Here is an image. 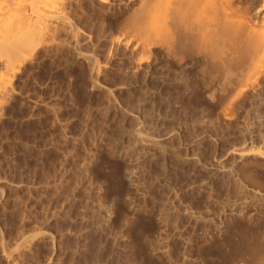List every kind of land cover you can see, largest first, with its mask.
<instances>
[{"label":"rangeland","instance_id":"obj_1","mask_svg":"<svg viewBox=\"0 0 264 264\" xmlns=\"http://www.w3.org/2000/svg\"><path fill=\"white\" fill-rule=\"evenodd\" d=\"M69 3L40 12L0 121V264L18 250L13 264H246L264 234V159L251 156L264 98L190 97L134 48L133 0ZM138 127L156 144L132 150Z\"/></svg>","mask_w":264,"mask_h":264},{"label":"bare ground","instance_id":"obj_2","mask_svg":"<svg viewBox=\"0 0 264 264\" xmlns=\"http://www.w3.org/2000/svg\"><path fill=\"white\" fill-rule=\"evenodd\" d=\"M69 1L0 0V121L6 114L4 112L8 109L7 106L11 103L10 101L15 98L17 91L15 80L21 73L24 64L33 61L31 58H34L35 48L40 42L38 36L41 31L44 32L46 29V17L40 12H46V9H53L56 6L66 8ZM99 1L106 3V0ZM133 1L136 5V10L134 9L133 12L134 16L131 17L133 21L130 18V24L127 20L129 26H124V28L127 31L132 28L130 31L136 35L134 36L138 40L135 39L139 43L137 42V45L135 43L134 48L140 47L138 50L141 55L152 51L156 52L157 57L154 58L156 61L158 60L157 63L159 62L160 66L157 65L159 67L168 65L169 71L171 69L173 75H176V78L174 75L172 80L174 78L184 80L187 86L184 85L183 87L186 86V89L188 87L190 97L191 95H201L200 97L206 95L208 98L213 97L211 99L221 98V100H225L228 98L232 101L234 99L236 103L240 100L238 107L249 96H262L260 101L263 100L264 0ZM35 12L40 13V17L34 15ZM63 24L67 27L69 23ZM130 26L131 28H128ZM130 31L129 33L132 34ZM136 53L139 55L137 51ZM141 55L139 57H142ZM150 56L152 55L149 54L145 57ZM135 57L138 59V56ZM143 58L144 56L135 61L141 62V59L144 60ZM147 61L148 59L144 62L147 63ZM141 63L144 65L143 62ZM139 66L140 64L135 67L139 69ZM141 67L143 68L140 66V69ZM145 67L141 70H145ZM160 73V77L165 81L166 74ZM167 80L169 81V79ZM173 82L177 83L175 80ZM245 103L243 106L246 105ZM261 107V113L264 114V105ZM240 108L244 107L241 106ZM261 109L259 108V111ZM129 140H131L129 147L132 150L137 146L156 144V141L144 135L139 127L130 132ZM247 153L249 155V152ZM245 155L241 154L239 157L244 159ZM256 155L264 159V152L259 151L251 156ZM246 163L238 165V170L241 173ZM240 178L247 187L252 186L249 181L243 177ZM224 223L221 236L228 231L230 220ZM250 251L254 254L252 253V259H249L246 264H264V234L260 242ZM13 252L15 251L10 253ZM16 252L19 253L20 250ZM21 253L23 251L18 255L19 257ZM14 256L7 254L5 256L6 263L13 264L15 260L17 261V256L16 259Z\"/></svg>","mask_w":264,"mask_h":264}]
</instances>
